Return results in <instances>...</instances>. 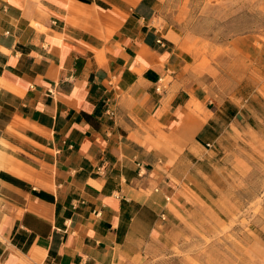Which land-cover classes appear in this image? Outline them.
<instances>
[{"label": "crops", "instance_id": "obj_1", "mask_svg": "<svg viewBox=\"0 0 264 264\" xmlns=\"http://www.w3.org/2000/svg\"><path fill=\"white\" fill-rule=\"evenodd\" d=\"M162 2L0 0V264H117L204 152Z\"/></svg>", "mask_w": 264, "mask_h": 264}, {"label": "rangeland", "instance_id": "obj_2", "mask_svg": "<svg viewBox=\"0 0 264 264\" xmlns=\"http://www.w3.org/2000/svg\"><path fill=\"white\" fill-rule=\"evenodd\" d=\"M161 15L215 118L157 224L117 264H264V0H163Z\"/></svg>", "mask_w": 264, "mask_h": 264}, {"label": "built area", "instance_id": "obj_3", "mask_svg": "<svg viewBox=\"0 0 264 264\" xmlns=\"http://www.w3.org/2000/svg\"><path fill=\"white\" fill-rule=\"evenodd\" d=\"M157 89H159V87H158ZM207 145H208V146H210L211 144H210V143H208Z\"/></svg>", "mask_w": 264, "mask_h": 264}]
</instances>
